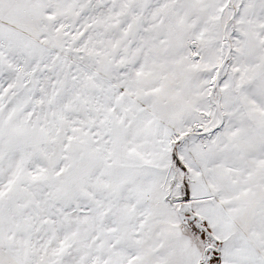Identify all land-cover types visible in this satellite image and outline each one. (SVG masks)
<instances>
[{
  "label": "snow or ice",
  "instance_id": "obj_1",
  "mask_svg": "<svg viewBox=\"0 0 264 264\" xmlns=\"http://www.w3.org/2000/svg\"><path fill=\"white\" fill-rule=\"evenodd\" d=\"M0 264H264V0H0Z\"/></svg>",
  "mask_w": 264,
  "mask_h": 264
}]
</instances>
